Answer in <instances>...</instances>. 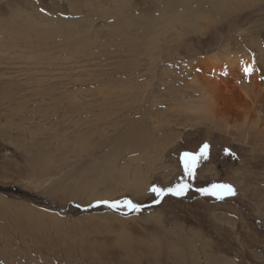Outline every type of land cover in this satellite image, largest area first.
<instances>
[{
	"label": "rangeland",
	"instance_id": "1",
	"mask_svg": "<svg viewBox=\"0 0 264 264\" xmlns=\"http://www.w3.org/2000/svg\"><path fill=\"white\" fill-rule=\"evenodd\" d=\"M262 108L264 0H0V264H264Z\"/></svg>",
	"mask_w": 264,
	"mask_h": 264
},
{
	"label": "snow or ice",
	"instance_id": "2",
	"mask_svg": "<svg viewBox=\"0 0 264 264\" xmlns=\"http://www.w3.org/2000/svg\"><path fill=\"white\" fill-rule=\"evenodd\" d=\"M250 71L251 69L245 68V72H250ZM209 147L210 146L208 144H204L198 154H193L189 152H185L183 154L182 160L184 162V168L189 176L194 175L195 168L198 165L199 159L200 158L206 159L208 157ZM187 188H188L187 184H177L174 188H167V189L153 186L150 189V191L160 197H163L168 193H171L176 196H183ZM202 191H204L206 194L217 196L219 199H223L224 196H232L236 194L235 189L230 184H214L212 185L211 189H202ZM124 205L133 210L139 208V205L134 204L131 200L125 201ZM117 206L118 204L110 205V207H117Z\"/></svg>",
	"mask_w": 264,
	"mask_h": 264
},
{
	"label": "bare ground",
	"instance_id": "3",
	"mask_svg": "<svg viewBox=\"0 0 264 264\" xmlns=\"http://www.w3.org/2000/svg\"><path fill=\"white\" fill-rule=\"evenodd\" d=\"M240 59H241L240 56L235 55L233 57L232 56L228 57L226 62H238L240 69L241 68L244 69L245 63L247 65H249L248 62L245 61V59H243V60H240ZM231 69L232 70L235 69V66L232 65V63L230 65L226 66V70L223 68V70H225L226 72H229ZM249 69H251L250 72H246V73L243 72V73L237 75V78L239 76H244V78H246L245 76H248V78H247L248 81L245 82V81H243V78H242L241 80H238V82L239 83H243V82L245 83L244 86L247 89V90H245L246 93L249 92L250 94H254V93L258 94L259 93V85H260V83H259V81L257 79V76H256L257 70H256V68H249ZM207 72L208 71L206 70V73H205L206 77H203V80L208 82V85H207L208 87H211L212 89L218 90L219 85L217 84L218 81H216L215 78L219 76V73L218 72H213L212 74H210V73H207ZM243 91H244V89H243ZM263 109L264 108H262V113L261 114H264V110ZM140 189L142 190V188H140Z\"/></svg>",
	"mask_w": 264,
	"mask_h": 264
}]
</instances>
